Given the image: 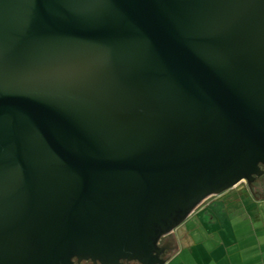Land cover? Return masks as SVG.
I'll list each match as a JSON object with an SVG mask.
<instances>
[{"label":"water","instance_id":"obj_1","mask_svg":"<svg viewBox=\"0 0 264 264\" xmlns=\"http://www.w3.org/2000/svg\"><path fill=\"white\" fill-rule=\"evenodd\" d=\"M259 165L264 0H0V264H156Z\"/></svg>","mask_w":264,"mask_h":264},{"label":"rangeland","instance_id":"obj_2","mask_svg":"<svg viewBox=\"0 0 264 264\" xmlns=\"http://www.w3.org/2000/svg\"><path fill=\"white\" fill-rule=\"evenodd\" d=\"M237 188L212 198L174 231L182 254L172 264H242L240 254L264 249V202Z\"/></svg>","mask_w":264,"mask_h":264},{"label":"flooded vegetation","instance_id":"obj_3","mask_svg":"<svg viewBox=\"0 0 264 264\" xmlns=\"http://www.w3.org/2000/svg\"><path fill=\"white\" fill-rule=\"evenodd\" d=\"M259 175L253 176L251 181H241L236 185L237 187H242L246 189L250 193H252L257 198H264V165H259ZM176 230V229H175ZM160 237L159 242H157L158 249H161L159 254L157 255L158 262L164 261L167 258V255L172 252L174 245L172 240H174V231ZM74 261V260H73ZM156 264H159V263ZM74 264H100L99 262L92 261H75ZM119 264H140L134 261H120Z\"/></svg>","mask_w":264,"mask_h":264},{"label":"crops","instance_id":"obj_4","mask_svg":"<svg viewBox=\"0 0 264 264\" xmlns=\"http://www.w3.org/2000/svg\"><path fill=\"white\" fill-rule=\"evenodd\" d=\"M182 238V237H181ZM177 249L167 258V262L165 264H172V262L180 255L182 252L179 251V239L175 238ZM180 253V254H179ZM238 253L240 254L239 248ZM248 257H244V255L240 254L243 257L242 264H264V249L263 247H259L258 251Z\"/></svg>","mask_w":264,"mask_h":264},{"label":"trees","instance_id":"obj_5","mask_svg":"<svg viewBox=\"0 0 264 264\" xmlns=\"http://www.w3.org/2000/svg\"><path fill=\"white\" fill-rule=\"evenodd\" d=\"M242 189V192H243V194H245L247 197H250V198H252V199H254L255 201H257V202H264V198H257V197H255L252 193H250L249 191H247L246 189H243L242 187H238L237 189ZM228 191H230V190H228ZM228 191H226V192H228ZM225 192V193H226ZM224 194V193H223ZM222 195V194H221ZM212 198H214V197H212ZM212 198H209L208 200H206L203 204H202V206L203 205H205L208 201H210V200H212ZM198 210V209H197ZM188 219V218H187ZM186 219V220H187ZM167 262V259H165L164 260V264Z\"/></svg>","mask_w":264,"mask_h":264},{"label":"clouds","instance_id":"obj_6","mask_svg":"<svg viewBox=\"0 0 264 264\" xmlns=\"http://www.w3.org/2000/svg\"><path fill=\"white\" fill-rule=\"evenodd\" d=\"M235 188V187H234Z\"/></svg>","mask_w":264,"mask_h":264}]
</instances>
